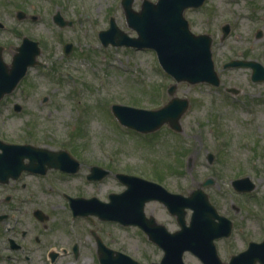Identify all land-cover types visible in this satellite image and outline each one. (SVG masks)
Wrapping results in <instances>:
<instances>
[{
  "label": "rangeland",
  "instance_id": "1",
  "mask_svg": "<svg viewBox=\"0 0 264 264\" xmlns=\"http://www.w3.org/2000/svg\"><path fill=\"white\" fill-rule=\"evenodd\" d=\"M141 2L133 0L132 5L139 9ZM20 9L25 17L38 16L18 20ZM57 12L72 24H55L52 17ZM110 15L119 28L135 35L126 24L120 0H0L4 60L10 62L15 47L27 35L38 40L37 58L42 62L30 66L17 87L0 99V130L9 132L10 139L76 146L102 158L111 153L114 172L147 177L171 192L187 195L202 187L218 213L232 221L230 235L215 241L220 259L227 264L231 254L246 248L248 240L264 236V80L253 82L249 67L222 68L232 58L264 65V0H205L200 7L184 11L192 32L212 37L220 83L176 84L175 94L189 103L180 117L179 132L164 124L139 134L111 114L112 103L157 108L170 98L167 88L174 79L162 70L152 49L103 47L97 34L108 27ZM225 23L230 29L222 39ZM66 42L72 44L67 54ZM15 102L21 105L20 111L14 110ZM26 131L34 132V139ZM240 176H248L254 188L237 192L231 181ZM207 178L213 182L202 186ZM124 188L115 177H108L91 191L105 201L109 192ZM145 212L169 230L178 228L175 217L158 201L147 202ZM189 215L187 210L186 220ZM98 226L109 246L143 264L159 261L162 251L138 227L115 221H99ZM81 252L78 258L61 257L58 264H93L83 254L94 255V251ZM183 260L202 264L190 252L183 254Z\"/></svg>",
  "mask_w": 264,
  "mask_h": 264
},
{
  "label": "water",
  "instance_id": "2",
  "mask_svg": "<svg viewBox=\"0 0 264 264\" xmlns=\"http://www.w3.org/2000/svg\"><path fill=\"white\" fill-rule=\"evenodd\" d=\"M203 1L157 0L153 3L144 0L141 9L134 11L131 0H122L127 25L133 28L137 35L128 36L111 19L109 28L100 31L99 37L104 45L111 43L116 46L154 49L159 63L176 82L207 81L217 85L219 77L211 56L212 39L207 34H195L190 31L183 15L186 7L200 6ZM57 19L61 25L65 24L60 17ZM227 32L228 25H225L223 33L227 34ZM64 48L68 53L71 44H65ZM18 50L19 52L13 56L10 71H7L0 55V95L15 86L28 65L37 63L36 56L40 52L37 42L25 38ZM242 65L252 67V80L264 79V67L254 60H231L224 66ZM175 88L176 83L170 85L168 93L171 98L156 109L113 104L112 112L120 123L138 131L154 130L165 122L173 129L180 130L179 119L188 107V100L174 96ZM117 176L127 188L120 193L112 194L110 202L95 204V211L101 217L118 220L123 224L139 225L149 239L164 250L160 262L151 264H184L182 253L185 250L194 252L203 264H222L216 254L213 240L228 235L231 222L217 213L201 187L191 191L188 196H184L171 193L155 182L136 176L127 174H117ZM210 183L212 180L209 178L202 185ZM233 186L237 190H250L254 184L245 177L234 180ZM150 199L162 201L171 213L176 214L181 226L178 231L168 232L163 225L156 224L152 216L144 215V203ZM187 207L193 210L189 225H186L184 218ZM255 258L264 264V241L251 242L245 251L231 258L230 264H247ZM114 262L115 264H141L118 251Z\"/></svg>",
  "mask_w": 264,
  "mask_h": 264
},
{
  "label": "flooded vegetation",
  "instance_id": "3",
  "mask_svg": "<svg viewBox=\"0 0 264 264\" xmlns=\"http://www.w3.org/2000/svg\"><path fill=\"white\" fill-rule=\"evenodd\" d=\"M8 133L0 130V264H58L64 256L78 258L83 249L94 251V255L83 254L93 264H115V251H123L109 246L98 226L99 221H111L100 220L85 203L73 205V199L81 202L78 198L98 197L91 191L94 185L114 177L113 154L102 158L76 146L51 147L10 139ZM24 133L35 137L32 131ZM14 144L40 145L70 155L34 156ZM56 160L62 161L61 166L52 163ZM94 167L98 168L92 172ZM257 263L255 258L253 264Z\"/></svg>",
  "mask_w": 264,
  "mask_h": 264
}]
</instances>
